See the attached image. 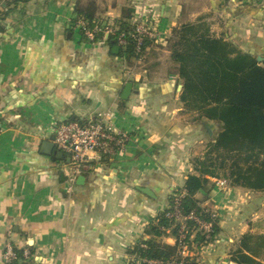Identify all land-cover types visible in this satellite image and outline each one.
I'll use <instances>...</instances> for the list:
<instances>
[{
    "label": "crops",
    "instance_id": "obj_1",
    "mask_svg": "<svg viewBox=\"0 0 264 264\" xmlns=\"http://www.w3.org/2000/svg\"><path fill=\"white\" fill-rule=\"evenodd\" d=\"M8 1L0 0V264L8 240L22 255L29 251L26 264H147L133 247H142L147 224L193 172L195 144L213 141L219 128L208 118L186 121L192 112H184L174 69L160 82L143 67L127 76L124 56L74 27L75 7L93 1L97 23L113 25L123 8L137 10L154 23L155 42L184 16H202L214 35L264 58V0ZM128 80L133 91L123 100ZM100 110L127 132L125 150L94 157L76 175L82 182L67 190L68 156L53 159L41 151L42 141H52L62 122ZM254 191L261 192L225 181L215 182L208 197L195 194L219 224L213 241L193 245L196 264H238L230 249L242 233L257 231L250 221L264 217L256 211L264 195L257 203L247 198ZM166 230L161 241L174 244Z\"/></svg>",
    "mask_w": 264,
    "mask_h": 264
},
{
    "label": "trees",
    "instance_id": "obj_2",
    "mask_svg": "<svg viewBox=\"0 0 264 264\" xmlns=\"http://www.w3.org/2000/svg\"><path fill=\"white\" fill-rule=\"evenodd\" d=\"M19 1L27 0L8 2ZM132 12L130 7L123 8L115 22L114 34L107 37L111 51L116 45V35L119 32L126 34L127 42L125 46H119L116 55L124 56L127 64L135 52L134 41L128 34L134 28ZM74 14L72 23L83 18L91 27L98 21L93 1L77 5ZM148 39L145 38L144 49ZM169 49L175 73L182 83L179 100L183 109L220 124L219 132L203 155L191 159L193 172L186 176L181 187L173 191L185 190L179 204L183 215L200 208L204 217L213 221L211 238L205 239L197 232L192 240H189V235L194 224L191 220L186 221L187 241L193 249V245L200 248L213 241L219 231L218 217H211L207 208L199 207L202 199L195 197L198 191L204 192L202 198L208 197L215 180L221 176L227 178L232 186L264 190V59L260 62L257 55L243 51L231 40L214 35L202 16L173 26ZM172 203L171 193L168 206L145 228L150 235L142 240L146 246L137 244L132 251L160 264H168L176 258L177 244H168L160 239L167 233L166 229H170L168 234L173 237L177 235V224L172 226L174 221L166 214ZM249 226L256 228L257 232L246 231L237 238L229 251L230 260L238 264H264V217L250 221ZM15 250L18 256L12 263L26 264L21 250ZM190 264H196L195 258Z\"/></svg>",
    "mask_w": 264,
    "mask_h": 264
},
{
    "label": "built area",
    "instance_id": "obj_3",
    "mask_svg": "<svg viewBox=\"0 0 264 264\" xmlns=\"http://www.w3.org/2000/svg\"><path fill=\"white\" fill-rule=\"evenodd\" d=\"M133 11L134 28L128 34L133 39L135 45L133 59L136 63H140L145 50L143 48L145 38L154 37L155 27L152 21L146 23L142 17V13L137 10ZM87 23V20L77 18L73 25L83 38L100 44L107 43V37L110 34H114L116 30V26H113V24L95 23L90 27ZM115 41L117 46H125L127 42L126 34L119 32L116 35ZM135 73V69L131 68V66L127 67V76L134 75ZM128 137L127 132L115 126L109 110L97 111L94 116L87 119H69L62 122L56 128L52 142L56 150L61 151L69 157L66 189L71 190L76 175L94 157H112L124 151ZM215 182L218 186L225 184L224 179H216ZM184 193L185 190L183 188L177 193H172V208L166 213L174 221L172 226L175 224L178 226L177 235L174 237V243L177 244V256L168 262V264H190L192 261L193 257L190 256V250L192 249H190L187 241V220H191L194 224V229L189 235V240H192L197 232L204 236L205 239H209L213 232V221L204 217L202 209H193L186 215L182 214L179 204L180 198ZM199 207L202 206L199 205ZM209 215L213 218L217 217L215 211L209 210ZM141 246L144 247L145 245L141 244ZM28 253L27 249L23 250L24 256H27ZM17 256L18 254L12 242L10 240L6 241L2 252L4 264H12L17 259ZM141 260L147 264H160L157 260H148L147 258H142Z\"/></svg>",
    "mask_w": 264,
    "mask_h": 264
},
{
    "label": "rangeland",
    "instance_id": "obj_4",
    "mask_svg": "<svg viewBox=\"0 0 264 264\" xmlns=\"http://www.w3.org/2000/svg\"><path fill=\"white\" fill-rule=\"evenodd\" d=\"M194 4H197V3H194ZM182 20H183L182 22H187V16L186 17L184 16ZM205 20L208 23L210 22L207 19H205ZM210 31H211V29H210ZM170 37H171V32L168 35V37L165 40L163 39L162 41L158 40V42H155L154 38H149L147 40V45H146V47L149 46V49L148 50H146V49L144 50V54H143V58H142L141 62L140 63H136L134 61V59L132 58L131 61L128 62L127 65H129V66H131V68L135 69L136 72L137 71L140 72L142 70V67L146 68L147 69V71L145 72L146 77L151 78V76H152V78H153L154 75H155V77L156 76L159 77V81L155 80V82L156 81L160 82V81L164 80L163 78H164V76L166 74L165 73L166 71L173 70V69L175 71V64L172 62V60L170 58V53H169L170 52V49H169ZM159 42H161L163 45L161 43H159ZM168 50H169V52H168ZM252 54L256 55L254 51H252ZM168 55H169V58H168ZM125 70L127 71V68ZM148 74H149V76H148ZM139 81L142 82V84H144V85L146 84V80H144V79H142V80L139 79ZM152 82H148V83H152ZM142 84H140V85L143 86ZM184 112H186V111H184ZM185 118H186V121H190V120L199 121V120L202 119V118H199L196 115V113H190L189 115L185 116ZM216 124L218 125V128L220 130V124L218 122ZM201 133L203 134L204 131L200 129L199 130V135ZM202 139H203L202 143L195 144V146H196L195 152L193 154L191 153V156L189 157L190 160L192 158H194L195 156L201 157L203 155L204 151L206 150L207 145L211 142V138H209V137H203ZM228 162H229V160H228ZM220 179H224L228 184L230 183V181L227 178L223 177V176H221ZM253 193L254 194H249L250 196H247V198H249V199L252 198V200L255 203H257L258 200H261L260 197H258V195H261V196L264 195V190L261 191V192H255L254 191ZM256 211H259V213H264V205H262L261 207L259 206V209L256 210ZM254 232H257V231H254ZM195 251H196L195 249L190 250V256L193 257L194 254H192V253H194Z\"/></svg>",
    "mask_w": 264,
    "mask_h": 264
},
{
    "label": "water",
    "instance_id": "obj_5",
    "mask_svg": "<svg viewBox=\"0 0 264 264\" xmlns=\"http://www.w3.org/2000/svg\"><path fill=\"white\" fill-rule=\"evenodd\" d=\"M112 52L114 53H117L118 52V46L117 45H114L111 49ZM257 60L258 61H263V57L260 56V55H257L256 56ZM182 88V83L180 82L177 86V89L178 90H181ZM133 91V83L132 81L128 80L125 82L123 88H122V91H121V94H120V98L123 99V100H126L129 95L131 94V92ZM41 151L43 153H46V154H52V158L53 159H60L62 160L63 158V153L61 151H58L55 149V146L53 144L52 141H48V140H44L42 141V144H41ZM66 162L68 163L69 162V157L66 158ZM61 175V178L64 179V175L63 173L60 174ZM82 179H83V176L82 175H78L77 178H76V182L78 184H80L82 182ZM144 190V189H142ZM144 191H147V189H145Z\"/></svg>",
    "mask_w": 264,
    "mask_h": 264
}]
</instances>
